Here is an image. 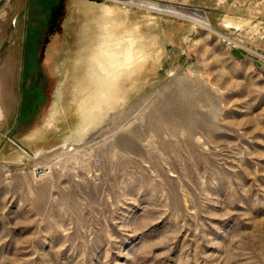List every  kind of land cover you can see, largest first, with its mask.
Instances as JSON below:
<instances>
[{
  "label": "rangeland",
  "instance_id": "obj_1",
  "mask_svg": "<svg viewBox=\"0 0 264 264\" xmlns=\"http://www.w3.org/2000/svg\"><path fill=\"white\" fill-rule=\"evenodd\" d=\"M66 1L40 61L57 0H0V264H264V0Z\"/></svg>",
  "mask_w": 264,
  "mask_h": 264
},
{
  "label": "bare ground",
  "instance_id": "obj_2",
  "mask_svg": "<svg viewBox=\"0 0 264 264\" xmlns=\"http://www.w3.org/2000/svg\"><path fill=\"white\" fill-rule=\"evenodd\" d=\"M115 2V1H114ZM129 2V1H128ZM117 3V1H116ZM127 4V3H126ZM141 7H149L151 9H155L157 8V4H154V3H148V2H140L138 3ZM129 5V4H127ZM110 8V7H109ZM139 8V6H138ZM159 8V6H158ZM157 11H159L157 9ZM159 12H162V11H159ZM167 12L168 13H172V14H175V15H178V16H186L188 17V15L184 14L183 11H180L178 9H175V8H168L167 9ZM193 17H190L192 18V20H194V22L202 25L203 27H205L209 32H213L216 34V31L213 30V28L209 25L207 19L205 18V16L200 12V11H191V13ZM118 16V15H117ZM104 22H103V26H102V30H103V39H104V42H102L101 44V49H100V52H99V56L96 57L97 59V63H98V67L101 68L103 71H104V74L106 75L105 77H107V79L110 80L109 84H112V87L113 85H116L115 82L118 80L117 77L120 78V76H118V71L119 74L122 73V75H124L123 71H126V69H128V71L132 69L131 67V64L132 61L135 59V56H134V49L136 48L137 46V43L135 40H132L131 39V36L132 35H129V33H122L121 35L117 36V32H116V26L114 25L115 22L117 24V21L114 22V18L112 17V10L111 9H108L106 10V13L104 14ZM131 34V33H130ZM99 37V36H98ZM102 37V36H101ZM101 39V38H99ZM131 39V40H130ZM150 42V41H149ZM143 43V42H142ZM151 43V42H150ZM141 44V43H140ZM139 44V45H140ZM240 44V43H239ZM124 45V46H123ZM144 45V44H143ZM124 47L123 48V55H122V60L123 63L126 68L125 70H122L121 67L120 69L117 68L118 65H119V58L118 56L116 55H119L118 53H116V51H118V49H121V47ZM142 46V44L140 45ZM149 46V45H148ZM145 47V46H144ZM154 48V47H153ZM147 49V47L145 48ZM139 50V49H137ZM142 50V49H141ZM154 53V52H153ZM139 55V54H138ZM141 56L143 54H140ZM144 56V55H143ZM121 58V57H120ZM137 58V57H136ZM139 58V57H138ZM145 58V57H144ZM143 58V59H144ZM151 59V58H149ZM141 60V59H140ZM136 63V62H135ZM141 63V62H140ZM137 64V63H136ZM135 64V65H136ZM97 67V66H96ZM119 69V70H117ZM133 70V69H132ZM112 73H115V74H111ZM132 72V71H131ZM129 73V72H128ZM127 74V72H126ZM122 77V76H121ZM120 80V79H119ZM122 80V79H121ZM117 83V82H116ZM121 84V83H120ZM192 84V83H191ZM118 85V84H117ZM115 87V86H114ZM113 90V89H112ZM179 90V89H178ZM110 91L108 90L107 93L103 94L104 96H106ZM184 92V91H183ZM186 92V91H185ZM116 93V92H115ZM102 94V93H101ZM195 94V93H194ZM197 94V93H196ZM113 96V95H111ZM194 98V97H193ZM102 99V98H101ZM196 99V98H195ZM108 101V100H106ZM100 102V101H99ZM102 102V101H101ZM100 102V103H101ZM104 103V102H103ZM98 105V103H96ZM94 105V104H93ZM200 106V105H199ZM203 110V109H202ZM156 112V111H155ZM105 114V113H104ZM157 115V112L155 113ZM99 121V120H98ZM96 123V122H95ZM98 124H101V122H99ZM97 125V123H96Z\"/></svg>",
  "mask_w": 264,
  "mask_h": 264
},
{
  "label": "flooded vegetation",
  "instance_id": "obj_3",
  "mask_svg": "<svg viewBox=\"0 0 264 264\" xmlns=\"http://www.w3.org/2000/svg\"><path fill=\"white\" fill-rule=\"evenodd\" d=\"M66 0H57L55 6L51 9L52 12L50 13V16L47 20V26L45 31L42 33V36L40 37L39 45H38V52H37V60L43 61L46 53V48L48 46V43L50 41L51 34L53 35V32L57 28L58 21L61 19V15L64 13L65 3ZM61 37V36H59ZM38 70V69H37ZM51 76L49 73L45 70V68L41 67L40 71H35V73L30 74L28 77V80L26 81L27 85H30L31 83L34 84V87L40 91V86L43 87V90L41 92L44 94L45 99L42 102H39L36 104V108L34 109V114L31 115L30 120L33 119V117H36V115L46 107V99L51 93V90L53 88V84H51ZM29 82V83H28ZM26 84H23L22 82V89L25 87ZM30 120H26L25 122Z\"/></svg>",
  "mask_w": 264,
  "mask_h": 264
},
{
  "label": "crops",
  "instance_id": "obj_4",
  "mask_svg": "<svg viewBox=\"0 0 264 264\" xmlns=\"http://www.w3.org/2000/svg\"><path fill=\"white\" fill-rule=\"evenodd\" d=\"M109 9V8H108ZM112 10V17L114 18V22L116 21V16H117V14H116V11L115 10H113V9H111ZM106 13V10H105V12H104V14ZM115 26H116V22H115V24H114ZM98 56V55H97ZM97 60V59H96ZM97 65H98V63H97ZM100 70H101V72H103V74H104V71L101 69V68H99ZM105 75V74H104ZM106 85H109V82H110V80L109 79H107V77H106ZM22 82H23V79L21 78V90H22ZM105 92V91H104ZM47 99H48V97H47ZM46 99V100H47ZM49 100V99H48ZM43 116H44V114H43Z\"/></svg>",
  "mask_w": 264,
  "mask_h": 264
},
{
  "label": "water",
  "instance_id": "obj_5",
  "mask_svg": "<svg viewBox=\"0 0 264 264\" xmlns=\"http://www.w3.org/2000/svg\"><path fill=\"white\" fill-rule=\"evenodd\" d=\"M93 130H94V129H93ZM93 130H91V131H93ZM91 131H90V132H91ZM88 134H89V133H88Z\"/></svg>",
  "mask_w": 264,
  "mask_h": 264
},
{
  "label": "trees",
  "instance_id": "obj_6",
  "mask_svg": "<svg viewBox=\"0 0 264 264\" xmlns=\"http://www.w3.org/2000/svg\"><path fill=\"white\" fill-rule=\"evenodd\" d=\"M30 76V75H29Z\"/></svg>",
  "mask_w": 264,
  "mask_h": 264
}]
</instances>
